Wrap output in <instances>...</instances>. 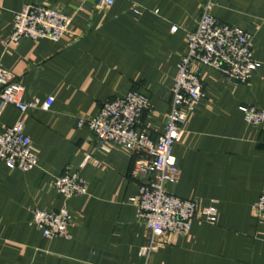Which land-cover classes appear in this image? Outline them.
I'll return each instance as SVG.
<instances>
[{
  "label": "crops",
  "instance_id": "crops-1",
  "mask_svg": "<svg viewBox=\"0 0 264 264\" xmlns=\"http://www.w3.org/2000/svg\"><path fill=\"white\" fill-rule=\"evenodd\" d=\"M0 0V64L23 91L44 103L22 117L38 164L28 172L0 163V264H264V220L252 205L264 195V124L245 123L243 109L264 110V0H212V15L246 30L260 63L247 85L195 66L203 98L182 126L173 157L180 170L173 196L213 206L214 224L194 221L183 237L164 234L148 260L149 233L131 202L146 176L132 177L133 157L118 143L99 148L79 119L132 91L148 97L149 136L163 133L171 91L186 40L208 0ZM56 8L72 18L58 43L24 39L7 45L14 15L25 5ZM20 118L0 109V134ZM78 173L88 194L65 199L53 187L66 170ZM66 209L69 239H46L32 224L34 210Z\"/></svg>",
  "mask_w": 264,
  "mask_h": 264
},
{
  "label": "built area",
  "instance_id": "built-area-1",
  "mask_svg": "<svg viewBox=\"0 0 264 264\" xmlns=\"http://www.w3.org/2000/svg\"><path fill=\"white\" fill-rule=\"evenodd\" d=\"M115 0H97L95 8L105 10ZM212 0L202 8L195 29L188 34L186 53L180 61L177 76L171 91L170 110L165 116L163 133L157 140L149 136V126L142 120L144 113L153 107L147 96L132 91L122 98L104 102L96 115L79 119L78 125L90 131L99 148L106 151L108 142L118 143L132 154V177L144 175L147 179L140 185L138 195L131 202L140 221L149 233V244L141 251L146 260L158 248L164 234L185 236L194 221L214 224L217 211L213 206L199 209L196 201L182 200L170 194L166 187L175 185L180 170L173 157V148L178 143L182 126L189 114L203 98L200 74L195 66H204L220 73L233 85H247L252 80L260 63L254 60L253 36L244 29L231 26L212 15ZM72 18L60 10L43 5H25L14 15V23L7 45L24 39H46L58 43L68 33ZM22 85L0 64V109L14 106L20 118L0 134V163L8 169L28 172L38 164L30 139L24 134L22 117L37 109L47 111L52 99L23 101ZM246 124L259 127L264 124V110L255 106L243 109ZM54 189L65 199L88 194L85 181L78 173L67 169L53 181ZM259 221L264 220V195L252 205ZM32 224L46 239H69L71 214L59 211L34 210Z\"/></svg>",
  "mask_w": 264,
  "mask_h": 264
}]
</instances>
